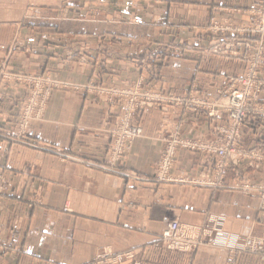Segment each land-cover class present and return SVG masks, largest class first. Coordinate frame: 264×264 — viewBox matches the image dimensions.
Listing matches in <instances>:
<instances>
[{"label": "crops", "instance_id": "obj_1", "mask_svg": "<svg viewBox=\"0 0 264 264\" xmlns=\"http://www.w3.org/2000/svg\"><path fill=\"white\" fill-rule=\"evenodd\" d=\"M252 1L0 0V63L13 72L47 73L75 83L123 85L141 75L146 83L157 79L164 92L196 87L216 97L227 75L242 73V63L199 55L213 42L198 27L215 15L243 20L245 11L235 10ZM165 45L172 54L148 70L127 60L130 52L139 58ZM68 49L93 57L79 64L66 59ZM24 94L21 86L0 84V175L7 180L0 197V243L20 248L0 250V264H86L102 247L133 252L120 264H264L259 255L232 257L222 247L181 252L155 245L165 219L175 217L196 226L208 215L247 219L253 221L252 233L264 235L255 195L150 180L164 137L178 126L188 136L202 134L208 125L203 114L179 106L147 111L140 120L142 136L121 165L141 178L135 180L99 168L113 121L102 98L54 91L43 117L30 127V139L41 147L9 139ZM256 135L264 143L263 126H245L242 144H258ZM199 161L197 153L180 151L174 168L197 173ZM233 170L251 178L261 174L239 161L227 181ZM67 202L70 214L62 211Z\"/></svg>", "mask_w": 264, "mask_h": 264}, {"label": "rangeland", "instance_id": "obj_2", "mask_svg": "<svg viewBox=\"0 0 264 264\" xmlns=\"http://www.w3.org/2000/svg\"><path fill=\"white\" fill-rule=\"evenodd\" d=\"M238 13L241 12L247 17L243 20H237L233 16L215 15L207 19L199 30H202L205 36H209L213 43L204 47L199 55H221L224 57L238 58L242 63L241 74H229L224 80L222 87L218 90V96L211 97L204 91L191 87L186 92L161 90L158 80L156 82H145L140 75L135 81L123 85H108L100 81L88 80L84 83H75L63 79H56L47 73H31V72H13L6 69V65L0 63V84L12 83L23 87L25 94L20 102L19 109L15 115L14 130L7 134L11 140L17 141L21 144L41 147L40 144L34 143L30 139V127L34 121L41 119L46 111V107L51 94L54 91H65L69 93H82L85 96H90L92 99H103L105 102L106 111L113 116L112 127L109 130V142L104 152V161L99 164V168L104 171L115 172L126 177L141 180L135 173H128L121 170V165L124 159L131 151L134 141L142 136L141 119L143 115L150 110H163L168 106H179L190 111L203 114L208 118V125L205 131L198 136H188L183 133L179 126L174 128L163 139V148L154 162L153 174L150 177L151 181L156 183H185L199 187L219 188L227 191L237 192L244 195H255L258 201V211L260 216H264V143H262L260 136L256 135L257 143L253 147H246L242 144V134L245 126L254 130V127L261 125L264 127V0H253L252 3L245 9H236ZM203 38V37H201ZM114 42L123 44L124 42L119 37H114ZM186 44H183L185 47ZM101 50L98 49L97 52ZM203 51V52H202ZM172 49L167 45L161 47L157 52L145 53L144 57L135 58L133 52L127 56V60L133 63L134 67L139 70H148L153 64L160 60L161 56L172 54ZM65 57L68 60L75 61L79 64L87 63L93 54H86L83 52H73L71 49L64 51ZM134 60V61H133ZM249 77L255 81L253 85L254 93L247 99V108L251 109L246 113L245 119L240 124L238 137L236 139L235 148L237 153L244 155L232 161V155H227L225 173L224 175L217 174V162L219 155L213 151H202L191 149L187 147L177 146L173 155V163L168 171L169 177H182L184 181L171 179H158V164L165 153L168 143L174 137L189 141H202L211 145H223L227 143V135L220 129L222 127H229L232 124L228 116L227 110L222 106L227 102V96L233 93L232 86H237L236 80ZM252 88V91H253ZM138 90L136 96H124L123 91ZM111 93L106 95L107 93ZM151 95L147 98V96ZM140 96H146L140 98ZM157 96V97H152ZM201 98L210 102H216L215 106L218 111L212 115V111L201 106H196L191 103V99ZM126 99L128 102L126 104ZM38 103L41 105L40 110L37 109ZM35 105V106H34ZM130 109V111H129ZM30 113H39V118L27 119ZM220 118H223L220 120ZM124 121L128 122L129 127H139L140 133L133 135L124 143L123 153L118 157L110 160L112 147L116 141L114 136L115 129L122 128ZM230 148L229 146L227 149ZM180 151H187L197 153L200 157L199 167L197 173H187L182 170H175L177 156ZM57 153V151H56ZM236 153V154H237ZM239 161H243L252 171H261L260 176L248 177L238 170H233V180L227 181V173L234 166H237ZM196 181H199L197 183ZM204 181V182H203ZM247 183V187L243 184ZM242 184V185H241ZM242 186V187H241ZM241 187V188H238ZM7 180L4 175H0V197L6 195ZM35 201V200H33ZM38 201V200H37ZM62 211L70 214L72 209L67 202L63 205ZM263 215H262V214ZM178 222L182 229L195 230L199 234V238L203 241L198 245H191L188 248H172L167 245L163 239V233L169 224ZM253 221L247 219H233L225 218L218 215H208L202 225H189L181 223L176 217L172 219H165V227L161 234L157 237L155 245H160L167 250L192 252L201 246H216L222 247L230 251L233 257L237 253H248L259 255L263 258L261 253L243 250L247 239L264 238V235H256L251 231V224ZM219 230H225L228 233L238 235L231 236L227 240L220 238ZM246 236V240L244 241ZM20 248L15 243H0V250L20 252ZM133 252L122 251L113 252L106 247L100 248L93 257L86 264H95L102 259L101 264H120L125 259H131ZM132 264H139L135 261Z\"/></svg>", "mask_w": 264, "mask_h": 264}, {"label": "built area", "instance_id": "obj_3", "mask_svg": "<svg viewBox=\"0 0 264 264\" xmlns=\"http://www.w3.org/2000/svg\"><path fill=\"white\" fill-rule=\"evenodd\" d=\"M237 86H232L233 93L227 96V102L224 103L222 106L227 110L228 116L232 124L229 127H222L220 130L227 135V143L225 146L223 145H211L202 141H189L184 139H179L174 137L168 143L167 149L163 154L161 161L158 164V172L157 178L164 180V179H171L168 175V171L173 163V155L177 146L187 147L191 149H197L202 151H213L219 155V159L217 162V174L224 175L225 173V165H226V157L227 155H232L231 160L234 161L236 158L244 155L242 153H237L235 148L236 139L238 137V132L240 129L241 122L245 119L246 113L251 109V107L247 108V99L251 96V93H254L253 85L255 81L253 79L242 78L236 80ZM253 88V91H252ZM138 90H127L123 91L122 94L124 96H136ZM111 93H107L109 95ZM151 95L147 96L150 97ZM146 96H140V98ZM157 97V96H152ZM191 103L196 106H201L209 111H212V115H215L218 111L216 110L215 106H217L216 102H210L206 99L201 98H193L191 99ZM128 99H126V104ZM35 106V105H34ZM40 104L36 106L38 110H40ZM130 111V109H129ZM41 114L39 113H30L27 115V119L31 118H39ZM140 133L139 127H129L128 122L124 121L122 124V128L115 129L114 136H115V143L112 147V153L110 156V160L112 161L115 158H118L123 153L124 143L127 139H130L133 135ZM230 147L227 149V147ZM237 153V154H236ZM171 180H179L184 181L182 177H174L172 176ZM199 183V181H196ZM204 182V181H203ZM242 185V184H241ZM248 186L247 183L243 184L242 186ZM241 186V187H242ZM238 187V188H241ZM221 233L220 238L223 240H227L231 236H236L238 239V235L234 233H228L225 230H219ZM199 234L195 230H188L182 229L178 222H172L169 224V227L163 233L164 242L167 245H171L172 248H180L185 249L190 247L191 245H198L203 240L199 238ZM246 240V236L244 241ZM243 250H248L251 252H257L264 255V238H253L247 239L246 243L244 244ZM102 259L98 260L95 264H101Z\"/></svg>", "mask_w": 264, "mask_h": 264}]
</instances>
